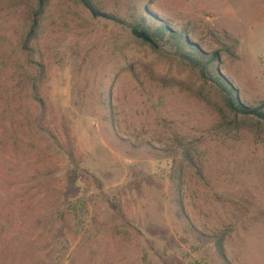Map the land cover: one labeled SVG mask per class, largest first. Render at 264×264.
I'll return each instance as SVG.
<instances>
[{"label":"rangeland","instance_id":"rangeland-1","mask_svg":"<svg viewBox=\"0 0 264 264\" xmlns=\"http://www.w3.org/2000/svg\"><path fill=\"white\" fill-rule=\"evenodd\" d=\"M46 1L0 0V264H264V130L197 98L167 34L130 33L218 52L255 106L264 0Z\"/></svg>","mask_w":264,"mask_h":264},{"label":"trees","instance_id":"trees-1","mask_svg":"<svg viewBox=\"0 0 264 264\" xmlns=\"http://www.w3.org/2000/svg\"><path fill=\"white\" fill-rule=\"evenodd\" d=\"M148 2L149 0H142ZM93 17L98 16V12L92 6L90 0H78ZM47 6L46 0H37L34 14L40 16ZM145 14L154 20V16L148 12L146 5L143 7ZM156 20V19H155ZM154 20V21H155ZM155 29L137 23L132 25L130 33L134 38L153 49H158L159 42L164 40L165 34L169 40H174L178 47V56L181 63L189 70L190 77L188 84L194 95L212 107L225 120H229L235 126L241 128L246 125L254 130H264V101L255 106L243 104L237 89L224 77L219 70L218 52L204 53L197 44L189 39L183 32L177 33L161 20ZM185 48H188L185 50ZM216 251L221 259H225L222 242L216 243Z\"/></svg>","mask_w":264,"mask_h":264}]
</instances>
